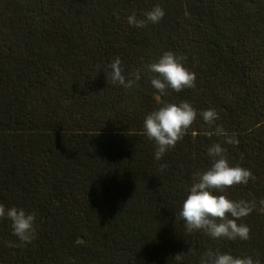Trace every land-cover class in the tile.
Instances as JSON below:
<instances>
[{"label": "trees", "instance_id": "1", "mask_svg": "<svg viewBox=\"0 0 264 264\" xmlns=\"http://www.w3.org/2000/svg\"><path fill=\"white\" fill-rule=\"evenodd\" d=\"M155 5L160 23H127ZM165 51L196 80L161 100L198 115L157 161L143 123L162 104L146 66ZM117 57L126 78L141 70L132 88L108 75ZM208 109L219 116L211 128L199 115ZM216 126L239 143L205 135ZM216 143L255 177L213 192L255 203L237 221L250 229L246 241L188 233L177 218ZM261 200L264 0H0V204L36 216L27 244L0 219V264H201L209 251L264 264Z\"/></svg>", "mask_w": 264, "mask_h": 264}, {"label": "clouds", "instance_id": "2", "mask_svg": "<svg viewBox=\"0 0 264 264\" xmlns=\"http://www.w3.org/2000/svg\"><path fill=\"white\" fill-rule=\"evenodd\" d=\"M164 16L162 7L155 5L145 13L144 20H138L135 14H132L127 18V23L130 26L143 28L148 23H160ZM182 59L171 51H165L157 62L146 66L148 72L155 74L151 79V85L158 90L159 96L156 100L162 104L157 110L146 115L143 123L144 134L155 142L154 158L157 161L183 140L198 115L188 102L176 105L165 104L161 100V97L168 95V89L179 93L184 89L195 87V73L184 67ZM107 70L112 83L125 88H132L141 79L140 69L132 72L130 78H126L122 62L118 57L107 65ZM199 115L210 128L219 119L215 109L205 110ZM196 135L197 133L193 131L192 136ZM205 135L224 136L227 144L239 143L234 135L228 136L221 126H216L214 131L206 132ZM207 154L212 159L211 167L204 172L194 174V181L188 189V195L177 218L184 221L188 233L202 231L214 239L246 241L249 239L250 229L237 221L248 216L253 211L255 203L232 201L224 195H214L213 192H224L236 185H246L255 177L248 169L230 166L226 149L219 143L211 145ZM166 167V164H162L161 170ZM260 205V210L264 211V200L260 201ZM3 218L11 222L12 234L22 243H31L36 238L35 213H26L24 209L16 207L6 210L0 204V219ZM201 264H260V261L254 260L251 256L233 257L230 254L209 251L205 258H202Z\"/></svg>", "mask_w": 264, "mask_h": 264}]
</instances>
